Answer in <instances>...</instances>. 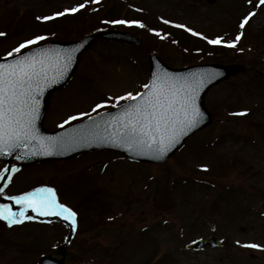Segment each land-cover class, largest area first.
Masks as SVG:
<instances>
[{"label":"rangeland","instance_id":"obj_1","mask_svg":"<svg viewBox=\"0 0 264 264\" xmlns=\"http://www.w3.org/2000/svg\"><path fill=\"white\" fill-rule=\"evenodd\" d=\"M119 1L125 5L119 16H127L120 20L139 17L133 12L147 13L156 26L164 19L209 39L231 41L244 34L235 47L219 48L190 33L187 47L143 19V28L111 23L119 17L104 19L96 6L95 16L45 32L35 29L43 22L35 26L32 18L71 7L72 0H0V32L7 33L0 37L1 55L36 35L72 40L102 27L129 31L141 41L127 45L102 40L88 48L71 83L51 95L44 119L48 129L142 89L153 52L174 66L217 62L242 68L208 90L213 122L163 165L100 151L35 163L10 173L11 181H0V204L12 205L8 197L48 185L78 213L75 230L58 216L49 225L25 221L8 226L0 219V264H37L43 254L65 264H264V250L236 243H264V5L259 0H113ZM249 12L255 15L241 29ZM198 37L207 48H194ZM244 109L245 115H233ZM5 167L1 162L0 171ZM212 235L223 239L224 247L185 249L191 241Z\"/></svg>","mask_w":264,"mask_h":264},{"label":"snow or ice","instance_id":"obj_2","mask_svg":"<svg viewBox=\"0 0 264 264\" xmlns=\"http://www.w3.org/2000/svg\"><path fill=\"white\" fill-rule=\"evenodd\" d=\"M91 2L98 4L100 0H91ZM88 3L89 0H84L83 3L74 7L65 8L52 15L40 16L37 19L49 21L67 13H76L85 8ZM259 4L264 5V0H259ZM254 15V12H249L242 19L240 28L243 29ZM111 23L145 27L139 20H115ZM176 26L186 29L195 36H203L202 33L187 25L177 24ZM152 31L156 30L152 29ZM243 34V32L238 33L231 41H223L222 37L209 39L203 36V38L211 44L223 42L229 47H235ZM6 36L7 33L0 32V37ZM45 39V36L36 35L20 42L7 53V56L13 59L7 63H0V156H11L14 149L26 148L37 140L40 142L39 148L43 150V154H51L48 149L55 146L53 138L40 135L37 128L40 97L47 88L66 78L73 63V53L78 49L71 51L37 49L36 52L22 54L23 49ZM219 74H209L207 81L203 78L173 76L170 73L154 76L151 83L142 85L145 91L136 94L127 92L124 96L117 98L127 99L129 104L123 108L113 132L101 142L117 143L119 146H126L129 151H137L140 154L155 153L157 158H163L189 131L203 121L204 114L197 102L199 92L206 86V82L210 83ZM102 106L97 104L96 108ZM247 111L244 109L233 115H245ZM76 119L77 116H70L64 123L67 124ZM75 139L74 137L61 138L59 143L62 146L64 143L74 142ZM49 141L53 143L50 145ZM30 154L23 153L16 158L24 159ZM200 167L207 169V165ZM16 171L18 169L15 167L11 169L5 167L0 171V181H11L10 173ZM3 193L4 188L0 187V195ZM8 198L20 206L18 210H15L10 204H0V219L6 221L8 226L37 219V216L29 214L31 211L39 216L61 217L64 221L70 222L73 230L77 227V211L60 201L54 187L43 185ZM236 243L242 247L264 250V244L261 243H242L240 240Z\"/></svg>","mask_w":264,"mask_h":264},{"label":"water","instance_id":"obj_3","mask_svg":"<svg viewBox=\"0 0 264 264\" xmlns=\"http://www.w3.org/2000/svg\"><path fill=\"white\" fill-rule=\"evenodd\" d=\"M110 38V39H119L124 42H134L139 44L140 41L133 36L132 34L126 32L119 31H103L100 33H96L85 37L81 40L65 42V41H48L39 45H35L27 50L22 51V54L27 55L29 53L36 52L37 49H52V50H64L71 51L73 49H78L73 53V63L70 67V71L68 72L65 79H63L60 83L54 84L46 89L43 95L40 97V115L38 120L36 121L37 128L39 129V134L44 137L53 138L55 141L54 147H49L48 151L51 154H43V150L39 148V141H33L29 144L28 147L22 149H14L13 154L11 156L4 155L0 156V162H7L10 168L13 167H21L23 165L30 164L35 161H45L53 160V159H66L70 158L74 155H77L81 152L90 150V149H98V148H113L119 149L123 151L129 158L150 161V162H164L166 161L170 155H173L175 152L181 149L182 144L185 143L186 139L196 131L206 127L212 121V114L208 112L205 105V96L208 90L221 82L223 79H227L233 74L238 73L241 70V66L239 65H221L220 64H201V65H193L183 68H174L166 64L160 57L155 54L150 55V82L154 76H163L165 73H170L173 76L179 77H189V78H203L207 81V77L211 73H220L213 79L210 83L206 82V86L202 88L198 95V105L200 110L204 114L203 121L194 129L188 132L186 136H184L181 141L176 144L163 158H157V154H140L137 151H129L126 146H119L117 143L112 142H101L102 139H106L108 135L113 132V129L116 125V121L119 118L123 108L127 107L129 102L126 104L115 108L109 112H105L88 119L79 121L64 126L62 128L56 129L54 131L47 130L44 126V118L49 108V99L51 96V92L57 88L64 86L68 81L72 78L73 73L77 69L79 61L81 59V54L89 48L93 42H95L99 38ZM18 55V54H17ZM13 57H1L0 63L10 62ZM145 91V90H144ZM139 100V97L137 98ZM68 137L76 138L74 142L64 143L62 146L59 141L61 138L67 139ZM50 145L53 141L48 142ZM40 152L41 154H36ZM23 153H31L24 159H17L18 155H22ZM14 202V201H13ZM19 205L14 202V209L18 210ZM215 240L213 239H197L190 247L200 248L203 245H211ZM40 264H65L63 259H57L50 255L42 256L40 259Z\"/></svg>","mask_w":264,"mask_h":264},{"label":"trees","instance_id":"obj_4","mask_svg":"<svg viewBox=\"0 0 264 264\" xmlns=\"http://www.w3.org/2000/svg\"><path fill=\"white\" fill-rule=\"evenodd\" d=\"M57 24H55L54 23V26L53 27H51V26H45V27H42V30H45V31H47V30H51V29H53V30H55L54 28H56L57 26H56ZM169 32L171 33V34H173L181 43H185V44H189V42H190V39H188V37L186 36V35H184V33L183 32H181V31H177V30H173V29H170L169 30ZM196 44V46L199 48V47H201V43H199V42H196L195 43ZM186 184V183H185Z\"/></svg>","mask_w":264,"mask_h":264}]
</instances>
